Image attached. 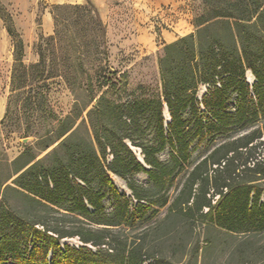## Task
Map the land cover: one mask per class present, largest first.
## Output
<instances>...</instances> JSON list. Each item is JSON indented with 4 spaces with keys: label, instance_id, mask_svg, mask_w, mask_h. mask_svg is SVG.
Masks as SVG:
<instances>
[{
    "label": "trees",
    "instance_id": "trees-1",
    "mask_svg": "<svg viewBox=\"0 0 264 264\" xmlns=\"http://www.w3.org/2000/svg\"><path fill=\"white\" fill-rule=\"evenodd\" d=\"M88 3L94 12L91 28L101 39L93 40L94 47L98 50L102 43L107 49L105 23L92 1ZM203 3L206 10L195 17L196 31L166 43L159 54L162 91L158 95L124 98L126 72L106 64L86 83V91L95 101L89 111L93 138L86 148L77 142L67 148L72 158L69 164L64 160L63 165L46 164L33 146L12 161H0V264H147L150 254L162 250L163 238L170 233L163 225L169 220L194 227L205 221L240 238L235 250L247 253L250 261L264 252V245L254 241L264 234V160L255 156L264 144V45L251 55L247 43L243 40L239 46L236 40L264 39V0ZM86 8V4L70 3L53 6L55 32L39 40V61L31 65L24 63L25 43L12 16L0 13L14 45L12 90L26 93L25 106L37 108L47 103L44 91L35 92L42 87L37 86L41 80L53 76L46 73L49 51L45 43L70 44V34L60 27L62 11L77 13ZM219 39L230 42L220 47L216 44ZM247 70L255 77L253 84L245 77ZM202 78L209 82L199 99L196 92ZM115 87L121 93L112 98L109 94ZM231 90L238 93L235 115L227 111ZM187 109L189 117L184 116ZM111 112L112 124L106 120ZM78 118L65 117L56 138L43 140L41 149L59 140L65 146L75 134ZM144 118L146 127L154 130L152 139L146 141ZM260 121L250 132L214 146L194 164L180 191L170 196L178 174L204 141L234 124ZM167 146L171 149L169 161L159 156ZM132 147L140 149L143 162ZM110 172L126 180L130 195L117 190ZM139 172L148 175L151 187L136 183L133 176ZM109 192L111 213L104 202ZM163 207H167L165 217L149 226L142 237L123 235L126 228L156 217ZM51 212L57 215L51 217ZM151 234L153 240L148 239ZM74 237L80 245L62 244L63 239ZM158 264L173 263L164 259Z\"/></svg>",
    "mask_w": 264,
    "mask_h": 264
},
{
    "label": "rangeland",
    "instance_id": "rangeland-1",
    "mask_svg": "<svg viewBox=\"0 0 264 264\" xmlns=\"http://www.w3.org/2000/svg\"><path fill=\"white\" fill-rule=\"evenodd\" d=\"M51 1L53 0H38V9L35 11L33 5L26 3L25 0H0V13L4 15L9 13L14 22L16 17L19 20L18 23L21 24L16 25V27L25 43L24 63L26 65L39 61L37 43L42 38L51 35L46 34L41 26L45 8H50L52 12L54 5L63 3L86 4L87 7L77 13L71 10L62 11L60 27L70 34L68 35L71 39L70 44L68 41H60L56 44L45 43L49 51L45 61L46 73H52L53 76L41 80L37 84V86L42 85V87L37 88L35 92L41 94L44 91L47 95V103H43L42 106L37 108L23 104V97L26 95L24 91L12 90V73L15 63L14 45L12 37L7 32L5 22L0 16V161H12L28 146H33L34 151L38 153V158H44L46 164H69L72 158L67 153V148L75 142L86 148L87 142L93 138V130L89 122V111L95 105V101H91L90 95L86 91V83L89 77L94 76L97 70L102 66H106V64L112 69H117L120 73L126 72L128 86L126 93H122L124 98L127 96L130 99L153 98L162 91L158 57L166 43L160 45L162 43L161 39H109L106 36L107 49H104L101 43L100 49L96 50L93 40L97 37V40L101 42V39H98V32L91 28L94 12L88 0L82 2L68 0L62 3L55 0L54 2ZM105 1L107 0H100L101 3ZM92 3L97 8L93 1ZM195 9L194 22L195 17L206 10L203 0L197 1ZM157 29L159 32L160 27L157 26ZM195 31L196 27L192 32ZM54 32L55 23L52 34ZM236 40L239 46L241 41L244 40L249 46L248 54L251 55L254 54L256 47H263L264 45V39H252L251 37V39ZM229 42L230 39H219L216 44L221 47ZM199 69H203L202 64ZM249 71H246L245 77L246 79L250 77L249 81L253 84L255 77L250 71L251 78V75H248ZM207 82L209 81L203 78L199 80L196 92L199 99L205 91V85L208 89ZM120 93L115 87L109 96L117 98ZM237 100L238 93L231 90L227 101V111L232 115L236 113ZM165 111L168 112L167 107H165ZM168 113L167 120L169 121L170 115ZM189 114L190 110L187 109L184 116L189 117ZM68 115L72 116L73 119L79 115L73 128L75 130L73 137L69 139L65 146H61L59 140L49 148L41 149L46 141L56 138L60 131L61 121ZM113 115L112 112L106 115V120L111 124L114 119ZM92 117L96 119L95 115ZM142 123H145L144 129L146 130L142 134L145 141L152 139L154 135L153 127H146L145 118ZM259 123L261 121L247 126L234 124L230 126L229 130L204 141L193 152L190 163L186 164L185 168L178 174L175 183L169 190L170 196L173 198L180 191L194 164L207 155L214 146L250 132ZM43 140L46 141L43 142ZM55 148L57 151H54ZM134 150L141 158L140 149L136 147ZM170 154L171 149L167 146L159 156L162 160L169 161ZM255 156L264 160V144L259 145ZM106 157L107 161H110L112 159L111 153L108 152ZM62 160H64V163H62ZM109 174L119 192L131 194L126 180L120 177L127 187V190H123L122 183L118 182L114 176L116 174L112 172ZM133 179L139 185L151 187L149 177L144 172L136 173ZM261 181L264 183V179ZM104 202L106 211L111 213L113 209L111 192L107 194ZM166 212L167 207L161 208L156 217L143 223L139 221L134 227L126 228L123 235L142 237L149 226H155L158 221L165 217ZM56 215L55 212L50 214L51 217ZM205 223L207 224L205 221H200L194 227V225L182 221L175 225L170 220L167 221L163 225V229L166 226L170 233H166L163 238L165 242L162 250L149 255L147 264H158L164 259L172 261L173 264H264V252H261L256 258L251 257L250 261L247 253L241 254V252L235 250L240 238L230 236L226 232L214 228L211 224L206 225ZM148 239L153 240L154 236L151 234ZM209 240L211 244L207 243ZM254 241L257 245H264V234L257 235ZM64 243L81 244L77 237L63 239L62 244Z\"/></svg>",
    "mask_w": 264,
    "mask_h": 264
},
{
    "label": "crops",
    "instance_id": "crops-1",
    "mask_svg": "<svg viewBox=\"0 0 264 264\" xmlns=\"http://www.w3.org/2000/svg\"><path fill=\"white\" fill-rule=\"evenodd\" d=\"M25 1L33 5V10L38 9V0ZM55 1L62 3L68 0ZM92 1L106 25L109 39H161L162 45L195 29V4L198 0H107L102 3L100 0ZM18 21L15 17L17 26L21 25ZM41 26L46 34L52 35L54 19L50 8H45ZM157 26L160 27L159 32Z\"/></svg>",
    "mask_w": 264,
    "mask_h": 264
},
{
    "label": "bare ground",
    "instance_id": "bare-ground-1",
    "mask_svg": "<svg viewBox=\"0 0 264 264\" xmlns=\"http://www.w3.org/2000/svg\"><path fill=\"white\" fill-rule=\"evenodd\" d=\"M249 76L251 75V73H250V71H249V74H248ZM248 76V77H249ZM251 78H252V75H251ZM248 79H250V77L248 78ZM115 176V178H116V180L118 181V182H120V183H122V189L123 190H127V187L124 185V183H123V180L119 177V176H116V175H114ZM117 183V182H116ZM117 185H118V183H117ZM119 187V186H118Z\"/></svg>",
    "mask_w": 264,
    "mask_h": 264
},
{
    "label": "water",
    "instance_id": "water-1",
    "mask_svg": "<svg viewBox=\"0 0 264 264\" xmlns=\"http://www.w3.org/2000/svg\"><path fill=\"white\" fill-rule=\"evenodd\" d=\"M167 110H168V108H167ZM167 113H168V112L165 111V116H166V118H167ZM168 115H169V113H168ZM132 149L134 150L135 148L132 147ZM134 151H135V150H134ZM140 160L143 162V156H141ZM146 166H147V165H146ZM147 167H148V166H147Z\"/></svg>",
    "mask_w": 264,
    "mask_h": 264
},
{
    "label": "built area",
    "instance_id": "built-area-1",
    "mask_svg": "<svg viewBox=\"0 0 264 264\" xmlns=\"http://www.w3.org/2000/svg\"><path fill=\"white\" fill-rule=\"evenodd\" d=\"M204 89H205V91L207 90V87H206V85L204 86ZM205 91H204V92H205ZM204 92H203V93H204Z\"/></svg>",
    "mask_w": 264,
    "mask_h": 264
}]
</instances>
